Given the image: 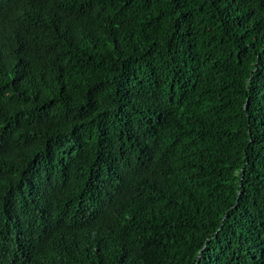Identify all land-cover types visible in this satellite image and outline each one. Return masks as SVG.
<instances>
[{"label":"trees","instance_id":"16d2710c","mask_svg":"<svg viewBox=\"0 0 264 264\" xmlns=\"http://www.w3.org/2000/svg\"><path fill=\"white\" fill-rule=\"evenodd\" d=\"M0 264H264V0H0Z\"/></svg>","mask_w":264,"mask_h":264},{"label":"bare ground","instance_id":"6f19581e","mask_svg":"<svg viewBox=\"0 0 264 264\" xmlns=\"http://www.w3.org/2000/svg\"><path fill=\"white\" fill-rule=\"evenodd\" d=\"M70 158V157H69ZM72 160V159H71ZM59 166V165H58ZM34 180V179H33ZM33 189V188H32Z\"/></svg>","mask_w":264,"mask_h":264}]
</instances>
